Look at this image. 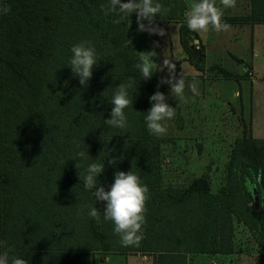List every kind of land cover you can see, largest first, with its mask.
Masks as SVG:
<instances>
[{
    "label": "trees",
    "instance_id": "1",
    "mask_svg": "<svg viewBox=\"0 0 264 264\" xmlns=\"http://www.w3.org/2000/svg\"><path fill=\"white\" fill-rule=\"evenodd\" d=\"M108 2L0 0V252L10 249V257L28 264H93L94 251L130 250L113 248L100 222L104 203L84 188L93 162L104 163L97 184L106 191L116 171L130 170L148 187L144 245L134 250L155 253L153 264H185L193 253H231L233 217L264 250V139L244 129L234 140L225 185L216 193L205 177L183 188L162 187L161 139L144 119L157 89L135 67L140 53L130 37L132 15H105L101 6ZM157 2L158 24L185 20L182 0ZM233 19L264 22V0H250V13ZM187 35L180 31L186 60L202 69L197 60L203 51L191 49ZM81 41H90L100 60L86 88L68 66L71 47ZM120 83L133 96L123 130L104 122ZM81 150L90 157L74 160ZM113 157L116 163L109 164ZM91 207L100 211L99 220L88 215Z\"/></svg>",
    "mask_w": 264,
    "mask_h": 264
},
{
    "label": "crops",
    "instance_id": "2",
    "mask_svg": "<svg viewBox=\"0 0 264 264\" xmlns=\"http://www.w3.org/2000/svg\"><path fill=\"white\" fill-rule=\"evenodd\" d=\"M182 1L187 10L190 9L192 3L196 2V0ZM215 3L223 12V22L230 25L227 31H248L251 32V35L256 36H259V31H264V22L233 19L247 16L250 13V0H236L235 7L232 8H224L220 0H215ZM155 23L159 28L166 31L165 37L164 35L152 34V36L156 38L160 37L161 41H164L162 43L161 41L156 43L158 46L155 47V52L157 53L156 57H154L155 62L158 65H162L164 59H170L175 64L178 62L177 74L182 70L183 78L190 81V85L194 81L197 82V93L188 95V93H185L186 90L184 89L183 98L175 97L170 101V106L175 107V111L178 116H180L181 121L179 125L174 122V128L169 129V131H175V133L179 132L180 136L177 140L175 139L174 142H166L165 140H168V136H159L161 139L159 145L161 185L166 188H183L194 178L205 177L209 183V191L214 193L217 191V188L225 185L229 154L234 140L243 135L244 127H241L239 120L240 126L238 125L236 129L235 137L230 143H226V140L217 139L215 135L216 127L212 129L214 131H211L210 127L202 126L201 119L199 120L197 117H200L204 113L208 115L213 114L216 105L214 103L215 100H219L220 106L226 108L228 105L235 107L239 103L236 108L239 109L243 119L247 122V136L255 139H264V71L260 64H258V50H255L253 45L250 46L251 55L249 62L243 60L244 56L242 55L237 56L238 58L235 56V58L239 59V64L243 68L241 71L229 70L221 66L217 61H209L210 64H206V61H208L207 54L210 52L209 42L211 41V36L208 35V32H204L203 35H201V32H190L187 26L184 27V25H186L185 20L166 21L163 25L157 22ZM128 27L132 44L138 53L153 50V45L148 42V38H150L149 34L147 32L138 31L136 19L130 18L128 20ZM167 31H175V35H177L179 42L181 41L180 31H185L188 34L186 37L190 48L195 52L200 50L203 51L202 58L197 60L199 63L202 61V69L194 67L191 62L186 60V53L181 42L179 43L180 49L178 51L173 44L170 45V38ZM209 31L211 34L212 32L217 33L211 26L209 27ZM136 32L138 33L136 34ZM217 34L225 36V31ZM231 35H233V33H231ZM195 39L197 42H195ZM229 41H233V39L231 38ZM253 53H255V55H253ZM232 56L234 55L232 54ZM260 59L264 61L262 56ZM217 67H222L233 76H223L217 70ZM213 70L217 72L215 73L214 79L211 81L207 79V77H209L207 74ZM165 71H167L166 68ZM159 74L160 71L153 73L150 78L152 85L160 92L162 89L170 91L169 86L165 88H160L161 86L157 87L156 81L160 80L158 77ZM201 79L202 81H200ZM222 80L227 81L226 84H229V82H235L236 84L233 85V83H231V86L226 85L227 88L224 89H227V92H220L216 87L217 83H213V81L219 82ZM221 96L223 97L221 98ZM230 99L235 100V103H231V101H229ZM170 121L173 120L171 119ZM208 123L211 124V122ZM169 144L172 147H169ZM221 157L223 159H221ZM173 159L174 161L176 160L177 165H179L176 170H173L172 165H170L174 163L172 161ZM218 163H223V166H218ZM214 181L219 182L217 188H213Z\"/></svg>",
    "mask_w": 264,
    "mask_h": 264
},
{
    "label": "clouds",
    "instance_id": "3",
    "mask_svg": "<svg viewBox=\"0 0 264 264\" xmlns=\"http://www.w3.org/2000/svg\"><path fill=\"white\" fill-rule=\"evenodd\" d=\"M224 8L235 7L236 0H220ZM105 15L109 13H120L131 16L136 15L138 31L147 32L149 35L155 34L163 36L164 30L159 28L155 21L162 11V5L157 0H109L107 7L101 6ZM10 9L5 8L7 12ZM185 23L190 32H208L211 26L217 33L227 31L230 25L223 22V12L216 6L215 0H196L192 3L190 9L185 11ZM146 21V23H145ZM119 23V21H114ZM158 45L153 42V50L140 52L139 62L135 67L140 71L143 80H148L156 71L167 69V76L162 77L160 84L169 86L170 94L176 98H183L185 89V79L182 70L179 74L176 71V64L170 59H164L162 65H158L154 57L157 53L155 47ZM71 58L69 67L72 74L79 78V84L82 88L88 86L92 78V70L98 66L97 53L90 41H81L74 44L71 49ZM129 85L120 83L111 98L110 119L104 120L105 124L126 129L128 127L125 109L133 105V96L130 99L128 93ZM159 87V84L157 85ZM191 91L197 93V82L191 84ZM151 107L147 110L144 117L147 130L151 135L162 136L167 132L165 126L166 120L175 117V107L167 103V97L160 91H156L149 97ZM90 156L87 151H78L76 159H87ZM116 157L108 162L115 164ZM76 167V165H75ZM104 170V163H91L86 169L84 177V188L94 190L92 192L96 201L104 203L103 218L111 221L114 225L113 231L120 237V243L124 247L139 246L143 238L142 227L145 224L146 201L149 198V189L141 183L140 177L132 171H116L114 181L106 191L103 186H98V176ZM88 215L99 220L100 211L96 207H91ZM5 242L0 241V245ZM9 250L0 252V264H28V261L15 256H9Z\"/></svg>",
    "mask_w": 264,
    "mask_h": 264
},
{
    "label": "rangeland",
    "instance_id": "4",
    "mask_svg": "<svg viewBox=\"0 0 264 264\" xmlns=\"http://www.w3.org/2000/svg\"><path fill=\"white\" fill-rule=\"evenodd\" d=\"M136 19L135 13L132 14L131 19ZM138 32H136L137 34ZM164 37L166 35V31H164ZM169 38H170V45L173 46L178 51L180 49L179 40L177 35H175V31H167ZM177 33V31H176ZM204 32H201L203 35ZM233 33V35H231ZM208 35L211 36V41L209 42L210 52L207 54L206 64H210L209 61H217L228 68L229 70H237L241 71L243 68L240 66V61L237 59V56H244L243 60L249 62V58L251 55L250 46L253 45L254 49L258 50V64L263 68L264 71V61L260 59L262 56L264 59V31H259V36L251 35V32L248 31H225V36L217 34L215 32L210 33L208 31ZM231 35V36H230ZM148 42L153 45V42H160L161 38H156L155 36L149 35ZM233 39V41H229V39ZM164 41H161V43ZM256 52V51H255ZM177 53V52H175ZM174 53V54H175ZM232 54L234 56H232ZM255 55V53H253ZM235 56L237 58H235ZM163 59V58H162ZM195 67V66H194ZM213 70L212 72L208 73L207 79L213 80L215 77V73L217 71ZM167 76V71H160L159 78ZM212 77V78H211ZM155 78V77H154ZM156 81V79H155ZM160 81V80H159ZM159 81H156V84L161 86L160 88L168 87L167 84H160ZM202 81V79L200 80ZM190 81L185 79V93L191 94V85L189 84ZM213 83H217V89L220 92H227L226 85L231 86V83L236 84L235 82H229L226 84L227 81H217ZM203 88V86H202ZM167 97V103L169 105L170 101L175 97L170 94V91L167 89H162L161 91ZM222 94V93H221ZM223 96H221L222 98ZM231 103H235V100H229ZM214 103L215 109L213 114H202L200 117L198 116L199 120L201 119V125L210 127L211 131L214 127H216V137L217 139L226 140V143H230L232 139L236 135V129L239 124V120L241 123V127H244L245 131L247 129V122L243 119V116L239 112V109L233 106L222 107L219 104V100H215ZM191 116V115H190ZM192 118V116H191ZM173 121L166 120L165 126L167 128V132L164 134L168 136V140L166 142H174V140L178 139L180 133H175V131H169V129H173L175 123L179 125L181 118L178 114H175V117L172 119ZM196 120V117H195ZM215 121V124H214ZM175 122V123H174ZM208 122H211L209 124ZM243 130V129H242ZM167 144V143H166ZM172 145V144H171ZM228 146V144H227ZM169 147L170 146L169 144ZM175 151V148H174ZM221 159H223L221 157ZM174 163H171L172 169H177V162L174 159L172 160ZM218 166L222 167L223 163H218ZM218 181H214L213 188L218 187ZM219 188H217L218 192ZM214 192V193H216ZM250 203H248L249 205ZM103 215V213L101 214ZM101 226L103 231L107 234V239L111 241V245L116 248L125 249L129 248L130 250L125 251H94L92 252V259L93 264H153L155 253L151 252H141L134 249H141L143 248V240L140 241L139 246H129L124 247L120 243V237L116 235L113 231L114 225L111 221H106L103 216L100 217ZM233 249L230 254H217V255H210L207 253H193L187 254L185 257V264H264V250L258 246L256 243L255 237L251 230L241 221L237 220L236 217H233Z\"/></svg>",
    "mask_w": 264,
    "mask_h": 264
},
{
    "label": "water",
    "instance_id": "5",
    "mask_svg": "<svg viewBox=\"0 0 264 264\" xmlns=\"http://www.w3.org/2000/svg\"><path fill=\"white\" fill-rule=\"evenodd\" d=\"M195 42H197L196 39H195ZM253 199H254V208L257 209L258 208V197H257V195H254Z\"/></svg>",
    "mask_w": 264,
    "mask_h": 264
}]
</instances>
